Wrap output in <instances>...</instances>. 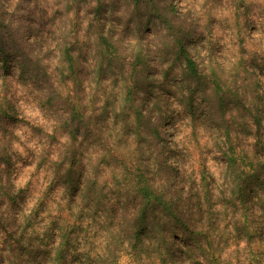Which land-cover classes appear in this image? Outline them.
<instances>
[{
    "label": "clouds",
    "instance_id": "clouds-1",
    "mask_svg": "<svg viewBox=\"0 0 264 264\" xmlns=\"http://www.w3.org/2000/svg\"><path fill=\"white\" fill-rule=\"evenodd\" d=\"M0 264H264V0H0Z\"/></svg>",
    "mask_w": 264,
    "mask_h": 264
}]
</instances>
